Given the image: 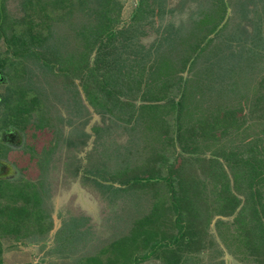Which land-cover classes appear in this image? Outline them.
Wrapping results in <instances>:
<instances>
[{
	"label": "rangeland",
	"instance_id": "rangeland-1",
	"mask_svg": "<svg viewBox=\"0 0 264 264\" xmlns=\"http://www.w3.org/2000/svg\"><path fill=\"white\" fill-rule=\"evenodd\" d=\"M0 1L5 14L10 15L11 19H20L23 13L22 0ZM203 1L206 2V0L147 2L144 0L139 17L131 20V13L135 11L138 0H120L122 5L120 22L116 26L120 33L114 39L115 47L122 41L120 37L127 34L128 42L125 45L121 43V48L126 47L124 51L128 53L127 56H133L139 51L140 46L142 52L146 54V47L150 49V44L156 43L155 36L173 26L184 36L177 38L175 35L177 39L172 43L167 42V45L162 39L157 47L167 49L164 57L168 68L178 66L177 59L184 55L183 50L189 45L188 38L193 37L194 31L211 26L219 14L220 4L212 9L210 3L207 2L209 4L207 5ZM159 2L164 6L158 8ZM223 2L225 4L223 17L207 38L213 37L217 31L210 49L206 47L208 55L204 60L205 69L209 64L208 68L204 71H198L197 68L195 71L201 75L207 72L212 83L208 90L212 103L225 98L230 104L237 100L238 90L245 93L247 86L255 85L257 88L264 86V0ZM146 3L150 4L147 6L148 10ZM80 17L82 19L81 14H77L76 20ZM35 18L38 19L39 14ZM127 25L132 27L122 32ZM15 26L17 29L20 28L19 25ZM5 28L4 36L8 37L12 33L7 26ZM26 28L24 23L23 29ZM25 30L20 31V36L28 37L29 32ZM36 30L42 35L45 34L44 25L40 24ZM13 34L18 37L16 31ZM32 35L35 36L36 33ZM66 41L67 50L76 53L83 50L82 41L75 39L70 33ZM6 43L0 36V73L4 78L0 83V194L7 190L13 195L22 194L21 196L27 198L26 193L29 197L31 189V192L35 191V194L40 196V201L33 203L32 209L36 210L33 215H29L28 212L16 213L4 205L9 203L8 201L0 200V229L2 226H16L21 231L19 235L4 234L2 231L1 264H86L93 260L96 264H118V259L120 262L122 260L123 264H164L161 246L158 249L146 248V231L143 230L144 233L141 234L145 240L144 247L135 249L132 243L135 242L134 236L136 239L140 237L138 229L142 225L139 223L136 225L135 220L146 215L152 205L160 207L158 208L160 211L164 197H167V194L173 196L170 194L171 191L167 194L165 192L169 184L159 181L139 188L135 186L137 183L132 181L122 183L126 173L120 171L143 165L144 169L138 168L132 175H138L141 171L146 176L148 156L152 153L153 159H156L157 153H160V157L162 151L159 148L164 149L163 155L168 153L169 143H164L162 138L163 133H167L158 126V121L162 118L172 124L175 121V110L172 116L171 113L166 116L160 115L161 117L156 114L154 120H147L146 108L139 106L146 104V100H141L138 95L132 99H123L122 95H118L115 106L110 111L106 109L107 104L101 100L102 98L98 99L100 105L89 104L79 78L71 75L66 77L73 82V86L66 78L65 83L63 80H56L53 73L58 71L57 63L53 64L51 71L50 63L41 62V59L35 58L32 52L23 50L22 46L13 47ZM154 44L151 50L155 49ZM172 45L178 50L177 53H172L174 56L167 48V46L172 48ZM205 45L202 44L199 49ZM31 49L35 51L37 48ZM15 50L23 52L15 55L13 54ZM218 69L227 73L230 86L216 82ZM83 73L84 71L82 75ZM183 75L187 76L185 73ZM59 77L62 76L57 78ZM74 90H77L76 97H73ZM31 93H34L32 97L35 98L34 102L28 99ZM98 95L97 93L96 98ZM248 96V101H241L243 109L238 112L242 117L238 120L241 125L237 137L240 146L235 158L241 156L244 159L242 162L248 159L246 151H243L245 146L254 150L255 158L264 160V98L256 109L250 111L246 107L251 102V92ZM119 101L122 104L116 105ZM125 102L132 104V108L125 105ZM218 104H210V107ZM49 107L51 115L47 125L37 127L44 124V120L37 116L42 114L45 116ZM198 107L202 108V105L198 104ZM27 117L28 122L22 119ZM172 125L169 128L171 130L175 128V123ZM3 134L8 136L9 140L2 142ZM130 135L133 136L132 146L135 153L129 151V155L124 158L123 146L128 144ZM173 136L175 139L174 132ZM243 139L246 142L245 146L242 143ZM248 139H254L255 143L247 144ZM146 146L149 148L148 151ZM156 146L157 153L154 149ZM216 146L222 147L223 156L210 153ZM230 146L232 145L225 143V140H220L215 146L201 148L203 153L197 155L216 159L221 163L224 173L222 176H216L215 173L209 178L199 177L198 180H210L207 189L214 187L219 191L225 186L224 198H228L233 191L237 206L229 216L217 215L216 209L213 208L215 204L212 203L219 200L214 199L213 195L206 196L209 198H204L202 202H209L210 209L204 208L205 217L199 225V230L203 232L200 234V242L194 249L188 251V257L170 256L179 259V264H264V173L256 177L253 185L248 187L255 196L247 198L248 177L245 174L250 168L240 166L241 173L237 172L236 184L232 186V178L225 159V157L231 159L228 157L232 151ZM174 149L181 157L197 156L196 153L186 152L177 146ZM105 166L110 169L109 172L104 169ZM135 177L132 176L131 180L136 179ZM142 180L145 181L146 177ZM27 181L34 187H30ZM12 183H17V186ZM109 185L116 189H109ZM187 186L192 184L189 183ZM206 188L203 187L201 197L205 196L203 191L206 193ZM255 188H258L257 192H254ZM31 195L35 199V195ZM194 198L195 196L191 197ZM26 203L23 204L27 207ZM250 203H254V213H251L253 209ZM38 205H42L44 218L39 222ZM170 216L173 217L174 214ZM218 221L222 222L217 224ZM38 223L48 226L47 230L38 233V228H41L37 226ZM144 226L146 227L145 223L143 229ZM158 232L168 233L163 225L159 226ZM118 239L122 240L119 243L121 246L115 244L111 247ZM139 243L140 241L136 242L137 245ZM126 249L134 254L132 258L128 256L129 252L124 253ZM120 250H123L122 254L118 255L121 253ZM146 253L148 257L141 258V255ZM181 254L185 256L184 253ZM170 263L172 264V260L167 261V264Z\"/></svg>",
	"mask_w": 264,
	"mask_h": 264
},
{
	"label": "trees",
	"instance_id": "trees-1",
	"mask_svg": "<svg viewBox=\"0 0 264 264\" xmlns=\"http://www.w3.org/2000/svg\"><path fill=\"white\" fill-rule=\"evenodd\" d=\"M143 1L144 0H138L135 11L131 13V20L139 17V13L142 12L141 7ZM147 1L148 0H146V2ZM223 1L224 0L203 1L204 3H210V5L207 3V5L214 9L217 4H220L219 14L211 26L204 27L201 31L193 32V37L188 38L189 45L183 50L184 55L177 59V64L179 63L178 66L173 65L169 67L171 68L170 70H168V64L164 57L167 49H160L157 45L162 39L165 40L164 43L166 45L167 42L172 43L177 38L184 36V34L179 31L177 32L174 29L175 27L170 26L168 27L169 30L155 36L154 41L156 43L150 44L151 48L154 44L155 49L151 50V48L149 49L146 47L145 54L142 52V47L140 46L138 48L139 51L133 56H127L128 53H125L124 51L126 47L121 48V43L125 45L129 40L127 34L120 37L122 40L120 44L116 47L114 44L116 35L120 33L116 28L120 22V11L122 7L120 0H22L21 8L23 13L20 15L19 20L14 18L11 19L10 15L5 14L6 12L3 11V6L0 3V36H2L9 45H12L13 47L22 46L23 50L32 52L35 58L41 59V62L45 64L50 63L51 71L54 67L53 64L57 63L58 71L57 73H53L54 79L64 81V78L70 75L79 78L84 96L87 98V103L99 104L98 99L102 98L101 100L107 104L106 109L110 111L115 106V101H117L118 95H122L123 99H132L138 95L141 100H146V104H140L139 106L146 108L147 120H154L156 114L159 116H166L168 113H171L172 116V112L175 110L176 118L174 117L175 121L172 122V124L175 123L174 129H169L173 125L162 120V118L158 121V126L164 129L167 133H163L162 138L164 143H169L167 146V150L169 149L168 153L163 155L162 152L164 149L162 150V148H159V150L162 151L161 156L159 157L160 153H157L158 146L154 148L157 156L156 159H153L152 153L148 156L149 158L146 161V176L141 171L138 172V175H132L138 171V168L144 169L143 165L120 171V173H126L122 183L132 181L137 183L135 186L139 188L146 186V184H153L159 181L169 184L167 191L165 192L167 194L171 191L170 194L173 196L171 197L167 194V197H164L162 202L163 206L161 204V212L158 211V208L160 207L152 205L146 215L135 220L136 225L138 223L139 225H142L140 226L141 228L138 229L140 230V237L136 239L134 236L135 242L132 243L135 249L137 247H144L145 240L142 239L141 234L144 233L143 230L146 231V248L151 247L152 249L153 247H157L158 249L161 246L160 249L161 254L164 257V264L165 262L167 264V261L170 262L171 260L172 264H179V259L170 258V256L178 258L188 257V251L194 249L200 242V234L203 232L199 230V225H201L202 218L205 217L204 208H207V210L210 209V205H208L209 202H202V200H205L204 198H206V196L210 197V195H213L214 199L219 200L216 203H212V205L215 204L213 208L216 209L215 212L217 215L229 216L237 206L234 198L236 195L233 194V191L230 192L228 198H224L225 186L219 191L217 188L214 189V187L207 189L206 186L210 183V180H198L199 177L208 176L209 178V176L213 174L215 175V173L216 176H222V173H224L221 168V163L216 159L198 156L203 153L201 150L202 147L207 148L211 145L215 146L220 140H225V143L228 142L232 145L230 146L232 151L228 154V157L231 159L224 156L228 166L229 175L232 178L231 184L232 186L236 184L235 178L238 175L237 172L241 173L240 166H247L250 168L245 174L246 177H248L246 184L247 198L249 199L255 196V194H252L248 187L253 185V181L256 177L264 173V160H262V158H255L254 150L245 146V139L242 140V143L245 146V150L243 151H246L248 159L242 162L244 159L241 156L235 158V155L238 154V147L240 146H238L237 137L240 134L239 126H241L239 125L238 120L242 117L238 112H241L243 109L241 101H248L247 97H249L248 94L251 92L252 99L246 109L248 108L250 111L256 109L264 98V86L258 88L255 85L252 87L247 86L245 87V93H241L238 90L236 94L237 100H234L230 104L225 98H222L219 102L212 103L208 96V90H210L212 83L209 81L207 72L206 74L201 75V73L195 71L197 68H199L198 71H204L208 68L209 64L205 69L204 60L206 55H208L206 47L210 49L212 43L215 41L213 38H216L217 31L214 33L213 37L209 39L207 38L208 35L214 31L223 17L225 9ZM148 5L146 3V10H148ZM162 6L164 5H160L159 2L158 8ZM53 11H55V13H53ZM199 11L203 13L202 10ZM38 14L39 18L37 19L35 17ZM77 14H81L82 19L84 17V20H82L81 17L76 20ZM24 23L27 27L26 30L23 29ZM40 24L44 25V35L36 30ZM15 25H19L20 28L17 29ZM5 26H7L9 32L12 33L8 37L4 36V34H6L4 32L6 29ZM130 27L132 26L127 25L126 29L122 32L125 30L128 31ZM21 30H25V32L28 31V37L20 36ZM155 30L158 32L157 28ZM14 31L17 32L18 37L13 34ZM34 33H36L35 36L32 35ZM38 33L39 35H37ZM68 33H70L75 39L82 41V51L76 53L75 51L71 52L67 50L66 40ZM175 35L177 38L174 37ZM205 38L207 40H205ZM202 44L206 45L200 50L199 47ZM32 47L39 48V50L35 49L34 51L31 49ZM167 48L172 56H174L172 53L178 52L177 49H174L173 45L172 48H169L168 46ZM19 52L20 51L15 50L13 51V54L16 55ZM22 52L23 51L20 53ZM5 59L7 60V57ZM2 62L6 63V61ZM87 65H89V67ZM82 71H84L83 75ZM60 72H62V74ZM183 73L187 76H184ZM58 76L62 77L57 78ZM227 78V73L221 69L217 70L216 82L230 86V81H228ZM66 80L69 81L72 86L74 85L69 78H66ZM88 80L89 83L87 84ZM65 82L66 81H64V83ZM254 86L255 89L253 90ZM132 90L134 92H132ZM97 93L99 95L96 98ZM33 94L34 93H31L28 97L30 102H34L35 100V98L32 99ZM76 95L77 90H74L73 97H76ZM96 101L98 103H96ZM121 101L116 105H121ZM217 103L219 104L210 107V104L215 105ZM124 104L132 108V104L126 102ZM198 104L202 105V108H199ZM50 112L51 108L49 107L45 116L44 114L41 116L36 115L38 118L40 117L41 120H44V124L37 127L41 128L47 125V121H49L51 115ZM22 119L28 122V117ZM241 123L242 122H240V124ZM18 128L23 129L24 127ZM171 131L172 134L170 135ZM173 132L175 133V139ZM7 138L8 136H4L3 134L2 142L7 140ZM132 138L133 136L130 135L128 138V144L123 146L122 152L125 153L124 158L129 155V151L135 153V150H133L134 146H132ZM234 138H236V140H234ZM247 141V144L255 143L254 139H248ZM176 146L181 148V150L186 152L192 151L198 155L181 157L174 149ZM148 150L149 148L146 146V151ZM217 150L219 151L217 152ZM223 151L222 147L216 146L211 149L210 153H218L223 156ZM104 169H107L108 172L110 170L109 168H106V166ZM133 170L134 172H132ZM112 171H110V174ZM132 176H136V179L131 180ZM170 176L174 177L170 178ZM137 177L140 178L137 179ZM144 177H146L145 181L142 180ZM190 177H192V179H190ZM19 181L21 182V180ZM17 183L12 184L17 186ZM189 183H191L192 186H187ZM225 183L227 184L228 182ZM29 186L34 187L30 183ZM203 187L206 188V193L203 191L205 196L201 197ZM17 188L18 187H16V189ZM108 188L112 190L116 189L113 186L111 187V185H109ZM31 191L32 190L30 189V193L35 195L34 198L36 199L37 197L36 200L32 198L31 194H29L30 196L28 197V193H26L27 198H25L24 195L21 196L22 194L13 195L7 190L0 194V200H4V202L8 201L9 203L4 205L16 213L24 214V212H28L29 215H33L36 210L32 209L34 208L33 203H36V201L40 199V196L36 195L35 191ZM257 191L258 188H255L254 192ZM227 193H229L228 190ZM192 196H195L194 199H198H191ZM257 199V202H259V198ZM232 200H234L233 203ZM24 202H27V207L24 206ZM205 203H207V205H204ZM38 206L39 222L43 221L44 218L41 207L42 205ZM250 207L253 209L251 213H254V203H250ZM170 214H174V216L172 217ZM221 222L222 221H218L217 224H220ZM45 223L46 222H44V225ZM144 223L146 227L144 226L143 229L142 226ZM44 225L38 223L37 226L41 227L38 228V233H43L47 230L48 226ZM160 225H163L168 233L162 234L161 232H158ZM2 231L5 232L4 234L10 233L15 235H19L21 232L16 226H2L0 229V236L3 235ZM15 238H17V236H15ZM123 239L124 238H122V240ZM122 240L118 239L114 241L111 247L115 244L119 245ZM139 241L140 243L137 245L136 242ZM124 247L125 246L122 248L124 249ZM176 249H179V251ZM122 251L123 250H120L121 253H118V255H121ZM109 252L112 253V251ZM126 252L129 251L126 249L124 253ZM181 252L184 253L185 256H182ZM128 256L132 258L134 254L129 252ZM143 257L147 258L148 253L141 255V258ZM121 262L120 259H118V264H123ZM86 264H96V261H89Z\"/></svg>",
	"mask_w": 264,
	"mask_h": 264
},
{
	"label": "flooded vegetation",
	"instance_id": "flooded-vegetation-1",
	"mask_svg": "<svg viewBox=\"0 0 264 264\" xmlns=\"http://www.w3.org/2000/svg\"><path fill=\"white\" fill-rule=\"evenodd\" d=\"M0 77H1V73H0ZM4 81V78L1 77L0 83ZM9 140V138H7Z\"/></svg>",
	"mask_w": 264,
	"mask_h": 264
},
{
	"label": "water",
	"instance_id": "water-1",
	"mask_svg": "<svg viewBox=\"0 0 264 264\" xmlns=\"http://www.w3.org/2000/svg\"><path fill=\"white\" fill-rule=\"evenodd\" d=\"M0 80H1V77H0Z\"/></svg>",
	"mask_w": 264,
	"mask_h": 264
}]
</instances>
